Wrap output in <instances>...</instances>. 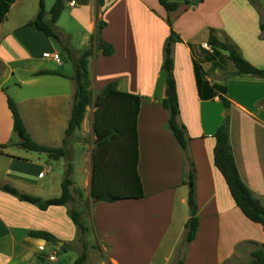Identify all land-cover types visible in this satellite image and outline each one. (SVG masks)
<instances>
[{
	"label": "crops",
	"instance_id": "1",
	"mask_svg": "<svg viewBox=\"0 0 264 264\" xmlns=\"http://www.w3.org/2000/svg\"><path fill=\"white\" fill-rule=\"evenodd\" d=\"M55 1L45 0L46 19ZM178 1L177 9L167 11L159 0H105L104 5L63 0L57 27L70 54L29 24L39 0H0V264H73L84 246L71 208L81 212L88 227L84 264H246L253 250L264 247L263 226L237 206L214 164V134L229 114V139L240 175L264 204V77L236 73L226 51L205 47L213 32L264 68L262 18L249 0ZM99 20L106 22L101 37L113 45L112 55H104L91 41ZM171 28L180 36L172 45L178 121L189 140L199 217L196 236L187 243L189 164L162 103L168 88L162 65ZM88 48L93 50L88 59L92 103L81 127L65 142L76 90L75 63ZM46 52L60 53L61 62ZM196 64L203 71L201 87ZM41 69L58 74L34 75ZM113 81L142 97L138 171L145 196L108 202L91 197L92 154L88 160L71 137L88 120L93 128L94 101ZM8 96L17 103L31 138L64 147V156L54 159L19 144ZM221 96L231 102L229 113ZM69 163L73 198L67 204L40 209L2 189L8 184L42 198L59 197ZM78 189L84 190L82 196L76 195ZM31 230L47 231L58 240L33 237Z\"/></svg>",
	"mask_w": 264,
	"mask_h": 264
},
{
	"label": "trees",
	"instance_id": "2",
	"mask_svg": "<svg viewBox=\"0 0 264 264\" xmlns=\"http://www.w3.org/2000/svg\"><path fill=\"white\" fill-rule=\"evenodd\" d=\"M167 11L175 10L179 7L178 0H159ZM202 0H198L200 2ZM260 14L261 29L264 30V3L262 0H249ZM99 5H104L105 0H97ZM64 9L63 0H56L50 9V19H46L45 0H39V11L30 20L29 24L44 32L49 37L61 44L68 53L72 49L62 39L58 31L57 21ZM106 25L104 20L97 23L96 32L92 35L91 41L95 42L96 48L101 50L104 55H112L114 47L104 41L101 37V30ZM180 40V36L171 28L170 34L165 44V56L162 65L166 82L171 93L162 100L163 106L170 113L168 127L174 133L176 139L186 152L189 164V172L186 183L189 187L188 205L190 217L185 223L186 237L185 242L192 241L198 230L199 217L197 215L196 187H195V168L191 160L188 148V137L186 136L185 126L178 121L180 106L176 91V82L173 73L174 60L172 56V45ZM208 43L214 51L224 50L228 58L234 63L236 73H248L258 77H264V68H260L245 59L238 51L236 45L228 40L221 41L212 32ZM93 53L92 48L86 49L76 60V72L73 79L76 84L73 107L71 116L66 128L65 142L76 129L80 128L88 106L92 103L91 77L88 68V59ZM198 84L201 87L203 82L202 68L196 64ZM58 74L55 71L46 69L38 70L34 75ZM206 82V81H205ZM220 89V88H219ZM226 92V87L224 88ZM98 98L94 101L95 120L93 131L97 138L92 149V183L91 197L100 201H117L130 198H143L145 196L142 180L138 171L139 163V141H138V115L142 97L138 94L130 93L118 88V82L113 81L105 85L98 93ZM225 107H230L231 102L225 96L220 97ZM8 106L14 118V130L20 137L19 144L27 149L47 152L51 158L59 159L64 156V147H49L34 141L26 130L20 115L17 103L8 96ZM230 115L227 114L224 121L217 127L214 134L216 144L214 147V164L224 176L230 192L242 212L252 221L260 223L264 228V204L258 199L251 189L243 181L229 139ZM0 145V148H3ZM73 165L68 164L64 180L62 182V194L59 197L42 198L29 193L19 191L17 188L5 184L2 189L16 195L20 200L30 202L40 209H47L50 206L67 204L72 200L71 186ZM70 216L80 233V240L83 243L84 251L73 262V264H84L87 260V241L85 233L88 227L82 220L81 212L76 208L69 210ZM29 234L33 237L44 238L56 243L58 240L51 233L44 230H31ZM252 260L246 264H264L263 245L251 252ZM179 260L177 264H182Z\"/></svg>",
	"mask_w": 264,
	"mask_h": 264
},
{
	"label": "rangeland",
	"instance_id": "3",
	"mask_svg": "<svg viewBox=\"0 0 264 264\" xmlns=\"http://www.w3.org/2000/svg\"><path fill=\"white\" fill-rule=\"evenodd\" d=\"M60 53H63V50L59 49ZM59 53V54H60ZM75 140L78 141V143H80L81 145V153L85 154V157H87V159H90V156L92 154V149L96 143V136L94 134L92 125L90 124V121H87V124L85 125V129L81 130L79 132V134H77L75 137H71V141ZM67 142V141H66ZM88 189H86L87 191ZM83 191L82 189H78L76 191V195L78 196L79 194L82 196L83 195ZM77 202V201H76ZM74 202V204L76 203ZM82 202H84V199L79 198V203L82 204Z\"/></svg>",
	"mask_w": 264,
	"mask_h": 264
},
{
	"label": "built area",
	"instance_id": "4",
	"mask_svg": "<svg viewBox=\"0 0 264 264\" xmlns=\"http://www.w3.org/2000/svg\"><path fill=\"white\" fill-rule=\"evenodd\" d=\"M205 47L206 48H209V47H211V45L208 43V44H205ZM45 56H52L54 59H56L57 61H59V62H61V57H60V54L59 53H57V52H55V53H53L52 55H50V53H48V52H46L45 53Z\"/></svg>",
	"mask_w": 264,
	"mask_h": 264
},
{
	"label": "water",
	"instance_id": "5",
	"mask_svg": "<svg viewBox=\"0 0 264 264\" xmlns=\"http://www.w3.org/2000/svg\"><path fill=\"white\" fill-rule=\"evenodd\" d=\"M170 93H171L170 89H169V88H167V90H166V96H169V95H170ZM226 112H227V113H229V112H230V107H227V108H226Z\"/></svg>",
	"mask_w": 264,
	"mask_h": 264
}]
</instances>
